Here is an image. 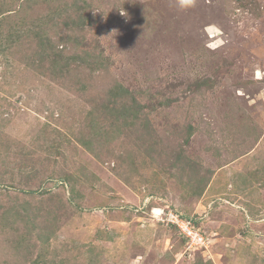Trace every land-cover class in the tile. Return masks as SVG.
<instances>
[{
  "label": "rangeland",
  "instance_id": "obj_1",
  "mask_svg": "<svg viewBox=\"0 0 264 264\" xmlns=\"http://www.w3.org/2000/svg\"><path fill=\"white\" fill-rule=\"evenodd\" d=\"M57 1L0 0V264H264V0Z\"/></svg>",
  "mask_w": 264,
  "mask_h": 264
},
{
  "label": "built area",
  "instance_id": "obj_2",
  "mask_svg": "<svg viewBox=\"0 0 264 264\" xmlns=\"http://www.w3.org/2000/svg\"><path fill=\"white\" fill-rule=\"evenodd\" d=\"M165 214L166 220L172 224L184 239L187 248L201 247L206 248L208 238L199 226L193 223L191 217L184 216L178 211H168Z\"/></svg>",
  "mask_w": 264,
  "mask_h": 264
},
{
  "label": "trees",
  "instance_id": "obj_3",
  "mask_svg": "<svg viewBox=\"0 0 264 264\" xmlns=\"http://www.w3.org/2000/svg\"><path fill=\"white\" fill-rule=\"evenodd\" d=\"M23 1V0H21ZM47 2L48 4L49 3H52L54 4V11L57 13V14H64L63 10H62V6L60 5V3H58L57 0H39V2ZM7 8V7H6ZM6 11H10L9 9H6L4 11H0V13H5V14H8L6 13ZM15 12V11H14ZM18 12V9L16 10V15L15 16H9V17H6L8 15H5V14H2V15H5V20L6 21H10V24H7L9 26H12L10 27L11 29V33H7L5 34V36L13 41V40H18L19 36H22V30L19 26V24L21 23L24 27L28 28L29 26H33L35 23V20L32 21L30 19H25V15L21 14V13H17ZM41 18V16L39 17V19ZM21 20V21H20ZM29 20V21H28ZM30 34H28V36H32L33 34H36L33 30H31L30 32H28ZM49 41L48 38H45V39H42V44H47ZM4 50V49H3Z\"/></svg>",
  "mask_w": 264,
  "mask_h": 264
},
{
  "label": "clouds",
  "instance_id": "obj_4",
  "mask_svg": "<svg viewBox=\"0 0 264 264\" xmlns=\"http://www.w3.org/2000/svg\"><path fill=\"white\" fill-rule=\"evenodd\" d=\"M179 2L182 10L195 7L196 5V0H179Z\"/></svg>",
  "mask_w": 264,
  "mask_h": 264
}]
</instances>
